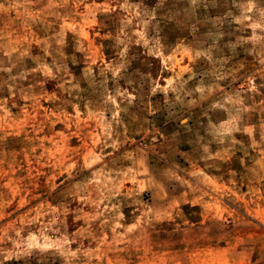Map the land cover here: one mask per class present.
I'll return each mask as SVG.
<instances>
[{"label":"rangeland","instance_id":"1","mask_svg":"<svg viewBox=\"0 0 264 264\" xmlns=\"http://www.w3.org/2000/svg\"><path fill=\"white\" fill-rule=\"evenodd\" d=\"M0 264H264V0H0Z\"/></svg>","mask_w":264,"mask_h":264}]
</instances>
